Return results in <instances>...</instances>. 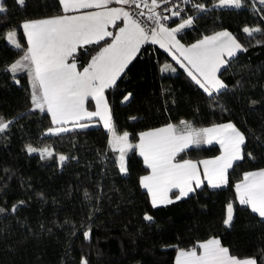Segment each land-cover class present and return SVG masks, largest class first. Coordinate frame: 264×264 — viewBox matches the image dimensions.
Segmentation results:
<instances>
[{
	"label": "trees",
	"instance_id": "trees-1",
	"mask_svg": "<svg viewBox=\"0 0 264 264\" xmlns=\"http://www.w3.org/2000/svg\"><path fill=\"white\" fill-rule=\"evenodd\" d=\"M218 1L195 0L207 8H187L193 24L176 37L189 44L224 29L244 44V27L261 29L248 37L259 43L243 47L246 50L228 58L229 64L217 73L226 89L211 98L179 67L161 72L160 65L171 59L157 44L147 42L115 86L105 90L117 133L127 131L131 142L143 130L180 119L194 126L231 121L245 134L244 159L228 170L227 185L212 188L204 182L195 194L153 208L139 184L149 169L135 148L127 153L124 175L100 123L83 121L87 128L71 126L67 132L50 134L49 113L33 110L28 74L6 70L27 49L21 21L61 14L59 0H26L23 7L16 0H1L6 11L0 13V117L12 123L0 133V208L5 209L0 212V264H175L179 248L189 249L213 236L232 254L264 264V221L239 204L235 191L245 171L264 168V4L243 0L242 7L235 8L215 5ZM12 30L20 49L6 38ZM110 40L78 48V69ZM87 106H92L90 99ZM29 145L48 148L53 155L41 158L39 151H27ZM219 152L216 144L192 146L176 159ZM60 155L67 157L62 163ZM229 202L234 206L231 227L223 222ZM146 213L153 220L146 221Z\"/></svg>",
	"mask_w": 264,
	"mask_h": 264
},
{
	"label": "snow or ice",
	"instance_id": "snow-or-ice-1",
	"mask_svg": "<svg viewBox=\"0 0 264 264\" xmlns=\"http://www.w3.org/2000/svg\"><path fill=\"white\" fill-rule=\"evenodd\" d=\"M16 2L21 7L26 4V0ZM112 2L113 0H59L64 14L24 22L22 28L27 38V49L22 57L6 70L13 74L20 71L28 74L33 90L31 96L33 110L50 113L54 125L72 122L75 127L87 128L89 125L80 121H91L99 117L104 128L110 133L109 147L113 152L119 153L117 161L122 174H128L127 153L133 148L138 149L144 164L151 170L150 174L139 178V184L151 197L153 208L161 204H172L195 194L197 189L203 187L204 180L212 188L227 185L228 170L245 156L242 147L245 145V134L233 123L195 128L191 123L181 120L179 125L169 123L165 127L140 133V142L133 145L129 142L127 131L117 133L104 93L106 89L115 86L116 81L139 52L141 45L150 42L159 44L161 48L169 51L181 67L190 66L187 67L188 75L209 97L214 98L213 93H220L227 88L217 75L222 67L229 64L225 57H234L237 51L246 49H243L228 31L204 36L195 44L185 47L176 39V33L192 26L191 17L185 19L178 27L169 29L160 23L161 18L154 11L158 7L157 0H151V5L147 0L140 2L115 0V3L120 5H135L139 9L142 3L144 8H148L152 13L148 19L155 20L156 23V27L149 31L123 7H108ZM259 2L264 4V0ZM242 4L243 0H219L220 7L241 8ZM195 7L200 11L205 10L203 3H198ZM81 9L100 11L67 15ZM5 11V6L0 4V13ZM139 15L143 16L144 13L141 11ZM172 15L179 16L180 12H173ZM163 19L167 20L169 17L165 16ZM118 20L123 22V26L119 27L114 35L107 29L109 25L116 27ZM243 31L251 36L261 29L245 27ZM108 37H111V42L101 47L87 66L78 69L75 57L77 49L99 44ZM6 38L15 48H22L17 40L16 31H8ZM177 52L179 56L175 54ZM184 61L187 65L183 63ZM164 70H169V66L166 65ZM130 97L131 93L127 94L124 101H128ZM89 98L95 101L94 111H89L86 107ZM11 123L12 121L5 122L4 118L0 117V133L8 129ZM69 130L61 126L50 128L48 132L59 135ZM213 142L218 143L222 149V154L215 159L199 162L176 159L190 146ZM27 151L33 153L38 149L29 145ZM39 151L41 158L53 155L48 148ZM247 156L254 159L251 153H247ZM66 159L64 155L59 156L61 163ZM200 165H203V180ZM174 189L178 192L173 193ZM235 191L239 204L250 208L252 213L264 221V170L244 173L241 182L235 185ZM170 193H173V196H170ZM4 211L5 209L0 208V212ZM12 211H16L15 205ZM144 219L151 221L153 217L146 213ZM233 221L234 206L229 202L226 205V217L223 222L231 227ZM90 234L91 229L85 231V238H90ZM82 264L88 262L83 260ZM175 264H257V260L253 257H238L232 254L228 247L222 246L218 238H210L193 245L190 249L179 248Z\"/></svg>",
	"mask_w": 264,
	"mask_h": 264
},
{
	"label": "crops",
	"instance_id": "crops-1",
	"mask_svg": "<svg viewBox=\"0 0 264 264\" xmlns=\"http://www.w3.org/2000/svg\"><path fill=\"white\" fill-rule=\"evenodd\" d=\"M0 4H1V0H0ZM217 4H219V1L217 2ZM61 7V6H60ZM108 7H123L126 11H128L127 10V8L125 7V6H123V5H120V4H117V3H115V0H113V2L112 3H110L109 5H108ZM90 11H100L99 9H81V10H79V11H76V12H69V13H67V15H80V14H82V13H84V12H90ZM61 14H64L63 12H62V8H61ZM61 14H58V15H61ZM56 16V15H55ZM51 17H53V16H49V17H43V18H34V19H25V20H22L21 21V29H22V31H23V33H24V30H23V28H22V24L24 23V22H26V21H29V20H38V19H44V18H51ZM188 18L189 17H191L192 18V16H187ZM183 19V18H182ZM181 19V20H182ZM180 22L181 21H179L177 24H175V25H173V26H165V27H167V28H169V29H171V28H175V27H177L179 24H180ZM118 25L114 28V30L113 31H111V28L113 27L112 25H109L108 26V31H110V32H112L114 35L118 32V28L119 27H122L123 26V22L122 21H117L116 22ZM244 29V28H243ZM221 31H226V30H224V29H222V30H217V31H213V32H211V33H208V34H206V35H203L200 39H198V40H201V39H203L204 38V36H209V35H213L214 33H216V32H221ZM243 34H246L245 32H243ZM25 35V34H24ZM250 37V36H249ZM25 39H26V42H27V38H26V35H25ZM176 39L178 40V38L176 37ZM247 39H252V42H251V44H257V43H259L258 42V40L257 39H255V38H247ZM180 41V40H179ZM197 40H195L194 42H192V43H189V44H185V43H183V42H181L180 41V43L181 44H183L185 47H188L189 45H191V44H194L195 42H196ZM111 42V40L108 42V43H110ZM246 42V41H245ZM244 42V43H245ZM143 45V44H142ZM141 45V46H142ZM244 45V47H247V45H245V44H243ZM104 46H107V44H105ZM103 46V47H104ZM169 55V54H168ZM170 57V56H169ZM18 59H20V58H18ZM18 59H16V60H18ZM170 59H171V61H169V62H164V63H162L161 65H160V71L161 72H172L173 70L172 69H175L176 68V66L178 67V64H177V62L172 58V57H170ZM225 59H228V57L226 56L225 57ZM16 60H14L13 62H15ZM12 62V63H13ZM11 63V64H12ZM10 64V65H11ZM10 65H9V68H10ZM169 66V70H167V71H165L164 70V68H165V66ZM29 85H30V89H31V95H32V84H31V79H30V77H29ZM104 96H105V98H106V100H107V103H108V106H109V108H110V110H111V105H110V102H109V100H108V98H107V96H106V94L104 93ZM90 99V101H91V105L92 106H87V104H86V107L88 108V110L89 111H94L95 110V101L94 100H92L91 98H89ZM33 108H34V106H32ZM49 116H50V119H51V114L49 113ZM111 116H112V114H111ZM92 120H94L93 122H89V124H96V123H100L102 126H103V122L102 121H100V119H99V117H95V118H93ZM91 120V121H92ZM181 120H183V121H186V122H189V121H187V120H184V119H180L178 122H170L171 124H174V125H179V123H180V121ZM51 121H52V119H51ZM85 121H87V120H85ZM83 121H80V123H82ZM229 122H231V121H225V122H220V123H215V124H210V125H205V126H194V125H192L193 127H195V128H209V127H212V126H214V125H221V124H226V123H229ZM190 123V122H189ZM231 123H233V122H231ZM53 124V123H52ZM169 123H167V124H163V125H160V126H157V127H155V128H151V129H147V130H143V131H141V132H139L138 133V138H137V140L136 141H134V142H131L130 140H129V142L131 143V144H133V145H135V144H138L140 141H139V136H140V133H142V132H148V131H152V130H155V129H158V128H162V127H165L166 125H168ZM234 124V123H233ZM235 125V124H234ZM61 126H63V127H66V128H70L71 126H74V124L72 123V122H69V123H67V124H64V125H54L53 124V127L52 128H54V127H61ZM236 126V125H235ZM237 127V126H236ZM103 128H104V126H103ZM238 128V127H237ZM105 129V128H104ZM239 129V128H238ZM105 130H107V129H105ZM240 130V129H239ZM241 131V130H240ZM108 132V131H107ZM242 132V131H241ZM123 132H121V133H119V134H122ZM109 139H110V133L108 132V142H109ZM213 144H216V145H218V147H219V149H220V152L217 154V155H215V156H210V157H203V158H200V159H187V160H192L193 162H199V161H202V160H212V159H215L216 157H218V156H220L221 154H222V149H221V147H220V145L218 144V143H216V142H213L212 144H201V145H213ZM200 146V145H199ZM190 147H192V146H190ZM136 151L139 153V150L138 149H136ZM118 155H119V153L117 152V157H118ZM143 159V158H142ZM177 161H181V160H177ZM117 164H118V161H117ZM119 167V166H118ZM200 167V172H201V179L203 180V165H200L199 166ZM258 170H264V168H259V169H254V170H248V171H245L244 173H246V172H250V171H258ZM150 172H151V170L149 169L148 170V172L147 173H145V174H143V175H141V176H144V175H148V174H150ZM244 173H243V175H244ZM140 176V177H141ZM243 179V176H242V178L240 179V180H238L236 183H235V185L237 184V183H240L241 182V180ZM207 183V181L206 180H204L203 181V183ZM208 184V183H207ZM145 190V189H144ZM174 191L177 193L178 192V190H176V189H174ZM170 196H171V194H169ZM236 197H237V194H236ZM149 199H150V202H151V197L149 196ZM238 200V199H237ZM162 205V204H161ZM225 217H226V215H225ZM210 238H218V237H209V238H207V239H204V240H202V241H199L198 243H200V242H203V241H206V240H208V239H210ZM219 239V238H218ZM220 240V239H219ZM222 244V243H221ZM222 246H224L223 244H222ZM190 249V248H189ZM176 255H177V253H176ZM176 255H175V257H176ZM244 258V257H243Z\"/></svg>",
	"mask_w": 264,
	"mask_h": 264
},
{
	"label": "built area",
	"instance_id": "built-area-1",
	"mask_svg": "<svg viewBox=\"0 0 264 264\" xmlns=\"http://www.w3.org/2000/svg\"><path fill=\"white\" fill-rule=\"evenodd\" d=\"M137 2H140V0H137ZM147 3L151 5V0H147ZM158 7L154 9L157 16H159L160 23H162L164 26H168L173 20L180 18L182 14L189 15V12L185 11L189 7H195L198 2H195V0H157ZM127 8V10L130 12V14L133 16V18L138 19L141 24L146 28V30H149L153 27H156L155 20H149L148 16L152 13L149 11L148 8H144L143 4L141 3V7L138 9L135 7V5H123ZM207 7H205L206 9ZM143 12L144 15H139L140 12ZM179 11V16L172 15L173 12ZM169 17V19L165 20L163 17ZM192 16V15H190Z\"/></svg>",
	"mask_w": 264,
	"mask_h": 264
},
{
	"label": "rangeland",
	"instance_id": "rangeland-1",
	"mask_svg": "<svg viewBox=\"0 0 264 264\" xmlns=\"http://www.w3.org/2000/svg\"><path fill=\"white\" fill-rule=\"evenodd\" d=\"M257 3L261 4V3L259 2V0H257ZM215 5H219V4L215 3ZM187 16H190V14H189V15H186V16L181 20L180 23H182L185 19H187V18H188ZM168 26H169V25H168ZM178 26H179V25H178ZM178 26H177V27H178ZM247 27H248V28H256L257 26H247ZM244 28H245V27H244ZM226 31H228V30H226ZM228 32H229V31H228ZM243 32H244V31H243ZM230 33H231V34L237 39V42L240 43V44L242 45V47H244L243 43H242V42L236 37V35H234L232 32H230ZM252 35H253V34H252ZM252 35H251V36H252ZM244 36L246 37V38H245V41H246V42H245L244 44L247 45V46H251V45H253V44H251L252 39H250V40L247 39V38L249 37V35L246 33V34H244ZM251 36H250V37H251ZM255 39H256V38H255ZM257 40H258V39H257ZM197 41H199V40H197ZM197 41H196V42H197ZM259 41H260V40H258V42H259ZM196 42H195V43H196ZM195 43H194V44H195ZM157 45L160 47L159 44H157ZM191 45H192V44H191ZM191 45H189V46H191ZM189 46H188V47H189ZM160 48H161V47H160ZM162 49H163L167 54H169L170 57L173 58V55H172L169 51H166L165 48H162ZM173 52H175L174 49H173ZM237 52H238V51H237ZM175 54H176L177 56H179V53H178V52L175 53ZM228 58H229V57H228ZM173 59H174V58H173ZM182 59H183V58L181 57V60H182ZM174 60L177 62L176 59H174ZM183 63H184L185 65H187V62H186V61H184ZM177 64H178V67H179L180 69H182V70H184L186 73H188L187 67H190V66H187V67H181V64H180V63L177 62ZM42 149H44V148H42ZM39 150H41V149H38V151H39ZM39 152H40V151H39Z\"/></svg>",
	"mask_w": 264,
	"mask_h": 264
}]
</instances>
